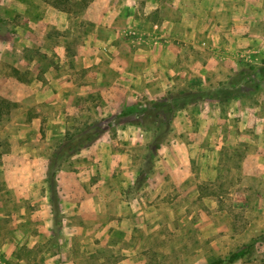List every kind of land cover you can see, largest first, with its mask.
<instances>
[{"label": "rangeland", "instance_id": "obj_1", "mask_svg": "<svg viewBox=\"0 0 264 264\" xmlns=\"http://www.w3.org/2000/svg\"><path fill=\"white\" fill-rule=\"evenodd\" d=\"M37 1L60 48L0 83V264H264V0ZM194 18L205 38L179 39ZM95 126L54 163L55 216L47 164Z\"/></svg>", "mask_w": 264, "mask_h": 264}, {"label": "crops", "instance_id": "obj_2", "mask_svg": "<svg viewBox=\"0 0 264 264\" xmlns=\"http://www.w3.org/2000/svg\"><path fill=\"white\" fill-rule=\"evenodd\" d=\"M2 3H8L6 7L0 8V83L2 82V76L8 77V82L12 85H14L17 80L14 79L11 76V72H9L11 69L14 70L17 73L25 72L27 70H33L36 69V66H34V56L30 53V49L36 47L38 43L46 42L47 40L50 42L51 49L53 48V45L56 46V48H60V42L59 40H52L51 37H49L46 34L47 27L51 26V24L56 23V16L52 17V12L56 11L53 7L46 8V11L44 15H38L37 10L34 3H37V0H0ZM0 2V3H1ZM1 3V4H2ZM92 4V5H91ZM100 4L99 0H92L91 10L94 12V9L96 5L98 6ZM48 6V4H46ZM179 6V5H178ZM178 6L174 7L180 11V8H177ZM57 12V11H56ZM199 12V10L197 11ZM93 16L95 14L93 13ZM111 16L109 15H98L97 21L100 23H104L106 20H108ZM14 19V20H13ZM93 20H96L93 18ZM105 20L104 22H102ZM211 22L206 24V28L210 25ZM176 24H180V27H190V29H180L178 33L179 39H185L186 41H192L194 42L197 40H200L201 37L204 39V35H200L199 30L196 26L200 27L201 24L198 23V20L196 18L194 19H183L180 21H176ZM223 24V23H222ZM220 27L227 26L222 25ZM204 26V27H205ZM155 27V26H154ZM239 27V25H237ZM196 29V30H195ZM186 31V32H185ZM182 35V36H181ZM49 37V38H48ZM65 47H62L60 51H57L58 56L57 58L62 59L65 53ZM150 50L148 52L146 51V59L147 57H150L151 54H149ZM151 53V52H150ZM227 51L222 52V57L227 56ZM161 55V56H160ZM156 54L154 57L159 60L158 66L163 64L165 55L163 54ZM76 58H79L81 56L77 55ZM227 58V57H226ZM74 69L76 67L75 64ZM52 69V68H51ZM206 68L199 70L198 73H203L204 75L208 76L206 74ZM52 72H44L45 75H48L47 77L50 79L49 83L51 85H60L64 82L66 84H71L73 82V79L70 77V73L68 70L63 69H52ZM205 70V72H204ZM144 76L149 73V70H144ZM48 73V74H47ZM193 75V78L191 80L192 83L198 82L195 80V76L199 75ZM212 76V72H210V77ZM4 77V78H5ZM149 80H152V77H149ZM145 79V78H144ZM145 81H148V79H145ZM144 81V82H145ZM34 82V81H33ZM28 84H32V81ZM157 85L162 84V81L159 80V77L157 78ZM88 87V85H86ZM131 90H134V88H131ZM146 90V89H145ZM78 180H68V184H65V187H74V186H80ZM63 186V187H64ZM74 191L71 192V190L68 193H64V196L60 192L61 199H68L71 196V199L73 196H75V193L77 192V189H73ZM71 199H68L70 202Z\"/></svg>", "mask_w": 264, "mask_h": 264}, {"label": "trees", "instance_id": "obj_3", "mask_svg": "<svg viewBox=\"0 0 264 264\" xmlns=\"http://www.w3.org/2000/svg\"><path fill=\"white\" fill-rule=\"evenodd\" d=\"M264 68H262L263 71ZM129 110H122L120 115H127ZM100 130L99 126H95L93 129H89L88 131H84L83 133L78 132L76 134H71L66 137L63 145L58 148V150L51 156L46 169V181L49 185V202L52 209V212L55 216L58 213V193L56 190V170L54 169L55 161L67 157L73 151L78 150L80 147L85 145L91 138L96 136V133ZM57 162V163H59ZM59 166V164H58ZM58 169V168H57ZM245 254L244 249L236 250L230 253L226 258H218L216 260L210 261L206 264H229L233 263L236 260L240 259Z\"/></svg>", "mask_w": 264, "mask_h": 264}]
</instances>
